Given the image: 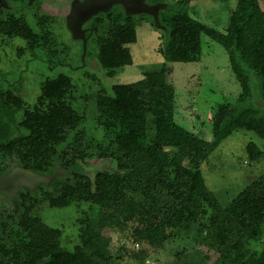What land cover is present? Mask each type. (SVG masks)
Segmentation results:
<instances>
[{"label":"trees","instance_id":"16d2710c","mask_svg":"<svg viewBox=\"0 0 264 264\" xmlns=\"http://www.w3.org/2000/svg\"><path fill=\"white\" fill-rule=\"evenodd\" d=\"M165 8L160 11L166 32L159 51L166 61L145 70L138 81L114 84L111 94L94 95L97 124L105 133L88 149L92 155L111 158L115 168L98 170L94 176L79 166L67 175L58 173L57 162L67 164L72 159L70 149L64 147L70 144L69 132L83 120L72 105L75 84L67 74L42 83L43 98L25 112L27 133L9 136L6 120L15 109L0 108V172L13 169L3 162L12 157L15 165L52 177L34 189L21 187L9 199L10 212L0 207V264H120L114 260L105 229L129 225L136 245L145 242L162 248L176 240L191 244L176 253L172 264H264V173L222 205L200 170L202 161L233 131L253 130L264 138V107L248 100L250 72H254L264 101V10L258 0H238L227 31L221 32L194 19L186 9ZM133 17L122 5L92 17L98 59L107 75L125 64L126 45L136 40ZM0 32L22 36L33 48L48 42L46 35L21 18H0ZM202 34L224 46L242 86L236 101L219 106L211 141L174 120L175 88L167 63L199 60ZM13 103L21 107L20 100ZM74 138L82 147L73 148L80 152L75 155L85 158L82 130ZM247 149L253 159L262 152L254 142ZM45 195L53 207L89 204L79 220V243L74 249L60 244V229L32 213ZM254 241L262 248L252 247ZM204 247L217 254L214 262Z\"/></svg>","mask_w":264,"mask_h":264},{"label":"rangeland","instance_id":"374dc122","mask_svg":"<svg viewBox=\"0 0 264 264\" xmlns=\"http://www.w3.org/2000/svg\"><path fill=\"white\" fill-rule=\"evenodd\" d=\"M35 1L29 0L30 3ZM71 1L38 0L33 6L26 3L17 5L35 30L51 35L50 48L63 52L60 56L61 60L63 58L62 63L49 66L43 60V57H46L44 51L38 52L39 59H32L24 50L26 41L23 38L0 34V70L8 73V77L12 79L23 75V90L20 94L24 109L41 101L43 93L40 87L44 79L59 73L71 77L76 89V99L72 105L83 120L75 130L69 132L70 144L64 146L71 151V161L67 164L65 161H58L56 168L63 172L70 169L71 164L79 165L87 174L94 176L98 170L115 168V162L111 158L92 155V151L88 149L91 143L102 140L105 133L104 128L97 124L94 95L102 91L111 94L114 84L138 81L143 78L145 70L161 66L166 60L159 48L163 40L161 35L166 31L157 28L153 16L148 13L133 15L136 21V40L126 45L128 51L125 64L110 76L96 57L98 49L93 42H90L88 48L93 56L89 54L87 62L83 63L82 45L72 38L65 21ZM162 1L173 4L179 0ZM260 2L264 8V0ZM237 3L238 0H190L186 8L196 20L226 32L230 15ZM36 16L42 20L38 22ZM63 44L68 46V53L64 51ZM167 63L170 66V81L175 88L174 120L211 141L213 120L219 106L226 101H236L242 91L240 81L230 66L227 50L220 42L202 34V52L199 60ZM250 83L252 95L248 100L253 102L260 90V81L254 72H250ZM24 109L18 113L19 123L23 120ZM77 130H82L84 136L82 144L85 145V158L75 155L79 154L80 152L76 151L82 148L80 141L77 142L74 138ZM21 131L25 130L21 129L18 133ZM250 142H254L262 151L256 159L250 157L247 149ZM76 145L80 146L75 147ZM200 170L208 188L214 192L222 205H227L252 178L264 173V138L253 130L237 129L209 153L202 161ZM35 205L32 213L49 226L60 229V244L68 250L74 249L79 243V220L84 212L90 209L89 204L72 202L64 207H53L45 195ZM0 207L10 212L11 202L6 195L0 194ZM105 232L111 239L114 260L120 264H172L178 251L183 247H191V244L177 240L166 243L162 248L152 247L145 242L136 245L132 225L123 228L107 227ZM251 245L256 249L262 248V245L255 241ZM203 249L210 255L211 262L217 259L214 251L205 247ZM135 253L142 257L134 256Z\"/></svg>","mask_w":264,"mask_h":264},{"label":"flooded vegetation","instance_id":"af4514ba","mask_svg":"<svg viewBox=\"0 0 264 264\" xmlns=\"http://www.w3.org/2000/svg\"><path fill=\"white\" fill-rule=\"evenodd\" d=\"M180 1V0H179ZM175 2V3H166L167 6L166 8L168 7L170 9V11H175V10H181V9H186V5L187 3L190 1V0H182L181 2ZM38 2V0H36L35 2H32L30 3L29 0H0V18L1 19H9L10 17H15V18H21L22 20L26 21L29 23V25L31 26V28L37 32V33H40L42 35H46L47 36V40L48 42L46 44H42L40 46H37L35 48H33L31 46V44L29 43L28 39L22 37V36H19V35H9V34H6V33H3V32H0V34L4 35V36H7V37H21L23 38L26 42H25V46L26 48L24 50H26L30 57L32 59H39L40 56H38V52L39 51H44L46 57H43L49 66L53 67L55 66L58 62L59 63H62L63 61V58L62 60L60 59V56L62 55V53L60 52H57L55 49L53 48H50V42H51V35H47L46 32L43 33L41 31H37L34 29V27L30 24V22L27 20L26 16L20 12V8H17L18 4H22V3H26L28 5H32L33 4L35 5V3ZM261 8L264 10L260 0H258ZM165 3V2H164ZM116 6V5H115ZM165 8V9H166ZM15 9V10H14ZM188 11V10H187ZM234 11V10H233ZM232 11V12H233ZM37 13V12H36ZM189 13V11H188ZM68 14V13H67ZM190 14V13H189ZM232 14V13H231ZM37 15V14H36ZM231 16V15H230ZM193 17V16H192ZM38 22H40L42 20V18H38L36 16ZM194 18V17H193ZM133 19L135 20V18L133 17ZM196 19V18H194ZM67 20V17H65V21ZM230 20V19H229ZM199 21V20H198ZM136 22V21H135ZM88 23H90L88 25ZM205 23V22H203ZM207 24V23H205ZM209 25V24H207ZM66 26H67V29L70 33V35L72 36V38L76 41H79L82 45V53H83V56H82V60H83V63L85 64L87 61V56L89 54H91L93 56V53L89 51V44L90 42H93L95 44V47L98 49L97 50V54H96V57H98V52H99V45L97 43V34H95L94 30L92 29L93 28V21H92V18L89 19L88 21H86L83 25H82V28L80 31H76L75 33L72 32V30L68 27L67 25V21H66ZM210 26V25H209ZM83 29V30H82ZM163 37V34L161 35V38ZM84 43H85V49H84ZM161 46V44H160ZM68 46L63 44V48L65 49L64 51H66V53H68ZM48 48V49H46ZM46 49V51H45ZM21 52V51H20ZM22 53V52H21ZM60 74V73H59ZM58 74V75H59ZM65 74V73H64ZM56 75V76H58ZM68 75V74H67ZM54 76V77H56ZM69 76V75H68ZM22 78H23V75H19L17 76L16 79H12V78H9L8 77V73H3L1 70H0V108H2L3 106H6V107H9L10 109L14 108V116L7 119L6 120V129L8 131V134L9 136H12V137H18L19 135H23L24 133H27V130L26 128L24 127L23 125V120L20 121L19 123V115L18 113L24 109V102H23V99L21 97V94L20 92L23 90L22 88ZM48 78H53V77H47L46 79ZM44 79L43 82L46 80ZM73 81V80H72ZM42 82V83H43ZM42 83H41V93H43L42 91ZM74 83V82H73ZM76 90V89H75ZM242 92V91H241ZM240 95V94H239ZM254 95V94H253ZM8 96L11 97V100H8ZM255 96V95H254ZM257 97V99L253 100L255 103L259 104L261 107H264V101L260 99V94L258 92V94L255 96ZM13 100L17 101V100H20L21 101V107H18L16 105H14L13 103ZM262 102V103H261ZM39 103V102H38ZM37 103V104H38ZM263 104V105H262ZM36 105V104H35ZM35 105H33L32 107H27L25 108V112L28 110V109H32ZM12 106V107H10ZM25 112L23 114V119H24V116H25ZM20 127V128H19ZM21 129H24L25 131L21 133L18 131L21 130ZM1 132V130H0ZM12 157L8 158L6 157L5 158V162L4 164L6 165L5 167H13L16 168L18 167L17 165H15V160L14 159H11ZM3 158L0 157V160H2ZM1 164V162H0ZM76 166H79V165H73L71 164L70 165V169H65L63 172H60L58 171V173L63 176V175H67V173H69V171H72ZM80 167V166H79ZM12 169V170H13Z\"/></svg>","mask_w":264,"mask_h":264},{"label":"water","instance_id":"95a60500","mask_svg":"<svg viewBox=\"0 0 264 264\" xmlns=\"http://www.w3.org/2000/svg\"><path fill=\"white\" fill-rule=\"evenodd\" d=\"M115 5H122L127 15L148 13L153 16L157 28H164L160 20V11L167 4L150 3L147 0H72L66 15L67 25L73 33L80 31L86 21L99 13H107ZM50 179L52 177L18 166L10 172H0V194L13 200L21 187L34 189L38 183L49 182Z\"/></svg>","mask_w":264,"mask_h":264}]
</instances>
